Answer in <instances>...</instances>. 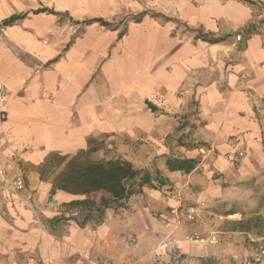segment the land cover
<instances>
[{
    "label": "crops",
    "instance_id": "crops-1",
    "mask_svg": "<svg viewBox=\"0 0 264 264\" xmlns=\"http://www.w3.org/2000/svg\"><path fill=\"white\" fill-rule=\"evenodd\" d=\"M254 1L135 0L140 16L114 24L126 0H0V166L23 176L30 196L0 195V264L210 263L212 248L162 247L191 232L166 227L169 213L159 222L145 202L99 212L100 193L57 181L72 159L109 161L116 147L117 160L159 170L169 185L181 174L165 159L199 156L184 137L218 173L241 152L264 170V0ZM13 16L23 18L1 28Z\"/></svg>",
    "mask_w": 264,
    "mask_h": 264
},
{
    "label": "rangeland",
    "instance_id": "rangeland-1",
    "mask_svg": "<svg viewBox=\"0 0 264 264\" xmlns=\"http://www.w3.org/2000/svg\"><path fill=\"white\" fill-rule=\"evenodd\" d=\"M147 1L149 0H142L143 6L147 5ZM134 3L135 0H126V12L122 13L114 24L129 23L136 16H140L138 10L133 12V9L130 8L135 6ZM147 13L153 15L155 11L148 9ZM189 124L190 121L185 122L183 129ZM192 129L190 128V130ZM191 133L192 131L188 134ZM184 138L180 140L179 145L193 152L195 156L197 153L199 154L196 159L200 161V166L197 172L190 175L193 177L192 181L181 186L179 181L190 177L181 175L174 183H170L166 187L157 190L145 189L142 194L136 195L130 200L129 210L116 213L121 214L134 210L138 212L140 209L137 208L138 203L145 202L150 206H145L142 209H146L147 214L159 222H162L163 216L167 213L172 216L173 220L167 221L166 227L173 230L185 227L189 232L191 231L177 240L183 241L187 236L195 233L204 237L218 236L219 243L217 245L202 246L212 248L216 254L213 255L209 264H247L251 262L253 253L256 250L264 249V170L261 169L260 164L257 165L256 159L250 160L248 157H244L241 152L243 156H240L239 153L238 159L236 157L234 160H227L229 162L228 169L218 173L209 158V152L201 148V144L187 143ZM233 146L237 149L239 144L234 143ZM105 150L107 159L103 160H117L119 155L121 158L116 147ZM127 151V155H131L133 158V150ZM180 157L182 156L177 158ZM133 166L138 168L137 165ZM92 198L93 201L98 202L101 196L97 195ZM155 201L158 204H155ZM174 210L178 211L179 216L176 221L172 214ZM191 210L195 211V218L189 221L187 213ZM67 213L72 215L74 211L69 210ZM230 213L233 215H227ZM169 241L171 240L168 238L165 242ZM181 263L195 264L193 261H182ZM89 264L98 263L91 260Z\"/></svg>",
    "mask_w": 264,
    "mask_h": 264
},
{
    "label": "trees",
    "instance_id": "trees-1",
    "mask_svg": "<svg viewBox=\"0 0 264 264\" xmlns=\"http://www.w3.org/2000/svg\"><path fill=\"white\" fill-rule=\"evenodd\" d=\"M255 5L254 0H242ZM42 11H38L39 13ZM23 17L13 16L3 22L1 28L15 25ZM101 23L108 25L102 20H91L87 24ZM204 41L211 44L223 42L225 38L211 39L202 36ZM152 110H155L150 106ZM96 151V149H92ZM164 166L170 173H180L190 176L197 172L200 161L196 158H167ZM169 179L159 170H138L128 162L119 160L91 161L81 157L72 159L67 165V170L59 176L58 187L76 195L101 194L100 209L121 212L130 209V200L136 195L142 194L145 189L157 190L166 187ZM86 202H77L83 205ZM227 215H233L232 213Z\"/></svg>",
    "mask_w": 264,
    "mask_h": 264
},
{
    "label": "built area",
    "instance_id": "built-area-1",
    "mask_svg": "<svg viewBox=\"0 0 264 264\" xmlns=\"http://www.w3.org/2000/svg\"><path fill=\"white\" fill-rule=\"evenodd\" d=\"M242 37L237 36V40L241 41ZM8 98V89L7 87L0 82V112L4 109L5 104ZM240 156H243L240 153ZM0 195H9L19 198L22 202H29L30 196L28 192V186L25 178L22 175H13L11 176L8 173V170L0 166ZM172 214L175 216V221L179 219L178 211H172ZM195 211L191 210L187 213V218L189 221L194 220ZM171 226V224H169ZM185 243L199 244L201 246H214L219 243L218 236L212 235L209 237L200 236L197 233L187 236L185 240H171L163 244L164 249H174L176 252L182 250V246ZM253 261V262H252ZM264 261V249L256 250L253 253L251 262L247 264H262ZM130 264V262L122 263Z\"/></svg>",
    "mask_w": 264,
    "mask_h": 264
}]
</instances>
